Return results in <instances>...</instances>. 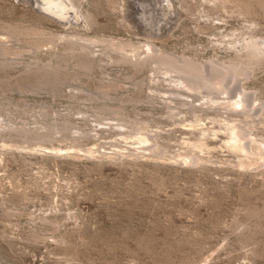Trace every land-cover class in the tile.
Returning <instances> with one entry per match:
<instances>
[{
    "label": "rangeland",
    "instance_id": "1",
    "mask_svg": "<svg viewBox=\"0 0 264 264\" xmlns=\"http://www.w3.org/2000/svg\"><path fill=\"white\" fill-rule=\"evenodd\" d=\"M125 1L70 0L83 17L64 19L0 0V264H264V66L246 116L190 109L201 97L121 60L144 43L235 60L224 36L264 39V0H161L143 15L152 37ZM228 122L252 153L228 148Z\"/></svg>",
    "mask_w": 264,
    "mask_h": 264
},
{
    "label": "bare ground",
    "instance_id": "2",
    "mask_svg": "<svg viewBox=\"0 0 264 264\" xmlns=\"http://www.w3.org/2000/svg\"><path fill=\"white\" fill-rule=\"evenodd\" d=\"M41 1L46 3L49 8L51 7L50 12L59 18L66 19L71 14H74L78 19L81 17L76 6L75 8L77 10L74 11V6L71 5L72 3H70V0ZM159 1L161 0H128V19L136 25V28L141 34L151 37L154 36L155 33L151 31L153 29L147 28L143 15L150 11H153L154 13L156 6L161 3H159ZM125 2H127V0ZM224 38H234L226 43L232 46V49L236 50L237 58L235 60L231 59L229 62L224 63L211 60L208 63H201L192 58H185L184 56L178 57L167 55L162 51L156 50L150 43H144L139 47L140 50L136 49L133 56L123 53L121 60L133 63L137 69H143L148 66L151 71L163 74L166 77V81L170 82L172 85L169 90V94L172 98L184 96L183 94L191 96L192 98L201 97L202 103L200 104V107L194 106V99L188 101V103H182V105H186V107L189 106L190 109L201 108V111L204 112L210 110L222 111V113H225L226 115H253L258 111H261L260 107H262V105L259 103L254 104V96L256 95V92L248 91L244 82L252 76V73H254L256 69L264 66V39H257L247 33L242 36V39H239L234 35H226ZM5 46L6 45H4V47ZM83 47L86 48L88 55L94 53L92 49H87L86 46ZM116 48L122 52L124 51V46L116 45ZM4 50L7 54V47L4 48ZM142 55L146 56L144 57V60H142ZM133 58L136 60L134 59L133 61ZM153 65L154 67L157 66V69L152 68L151 66ZM85 67L88 69L93 67L92 57H90V62L85 63ZM43 78L44 77H42V79ZM157 90L159 91V89H156V91ZM236 122L232 124L229 122L226 123V129L224 131L229 135V140L227 141L228 148H230L231 151L233 150L232 152L237 151L238 153V151L243 152L248 150V148L250 149L248 144L252 143V141L247 140L249 132ZM222 125H224V123ZM141 136L138 138L141 145L147 146L150 144L151 141L149 136ZM31 138L38 142L51 139L50 135L41 133L33 134ZM246 141L248 143H245ZM255 145L257 146V144ZM246 152L252 153L250 150ZM255 155L261 157L263 160H261V164L264 165L263 142L262 145L256 147L252 157H255ZM259 158L257 159L256 157V160H259ZM193 162L196 161L193 160Z\"/></svg>",
    "mask_w": 264,
    "mask_h": 264
}]
</instances>
